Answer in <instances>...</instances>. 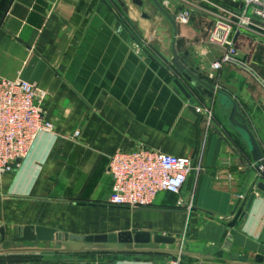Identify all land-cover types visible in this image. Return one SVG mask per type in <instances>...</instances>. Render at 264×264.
<instances>
[{"label": "crops", "instance_id": "0c3cea01", "mask_svg": "<svg viewBox=\"0 0 264 264\" xmlns=\"http://www.w3.org/2000/svg\"><path fill=\"white\" fill-rule=\"evenodd\" d=\"M121 1L128 12L116 0H0V75L44 93L41 108L54 125L11 173H0V231L7 240L26 226L78 236L144 231L175 243L128 246L130 253L112 260L7 253L0 264H174L179 253L180 264H227L215 254L252 193L251 209L235 225L232 252L264 256L258 164L228 125L230 110L217 96L203 98L178 73L174 50L190 70L234 98L263 153L264 92L233 66L209 79L222 50L208 44L207 17L176 24L156 5ZM164 7L169 14L186 8L170 1ZM140 146L189 157L195 171L180 195L161 193L151 207L110 206V158ZM117 220L123 229H116ZM1 238L0 232V248Z\"/></svg>", "mask_w": 264, "mask_h": 264}, {"label": "built area", "instance_id": "2783aa9c", "mask_svg": "<svg viewBox=\"0 0 264 264\" xmlns=\"http://www.w3.org/2000/svg\"><path fill=\"white\" fill-rule=\"evenodd\" d=\"M237 7L218 8L208 44L222 50L211 65L209 79L225 66L249 74L264 87V80L239 56L235 36L240 29H259L264 33V0H222ZM176 24H189L191 11L181 8L171 14ZM45 95L35 85L0 75V173H11L30 153L42 133H52L54 125L41 108ZM211 119V111L208 112ZM258 168L263 171L262 166ZM109 171L114 184L109 197L113 207L143 209L154 205L159 194L180 195L195 171L194 160L173 156L140 146L131 152H118L110 158ZM179 256L174 264L181 263Z\"/></svg>", "mask_w": 264, "mask_h": 264}, {"label": "water", "instance_id": "95a60500", "mask_svg": "<svg viewBox=\"0 0 264 264\" xmlns=\"http://www.w3.org/2000/svg\"><path fill=\"white\" fill-rule=\"evenodd\" d=\"M116 1L124 8L125 12L129 11L121 0ZM152 1L161 12H163L171 21L175 23L172 15L169 14L160 5L158 0ZM172 63L178 73L181 74L185 79H187L192 84L195 91H197L203 98L212 100L217 96L221 100L222 105L226 107V110H230L228 125L242 137L249 149L253 160L258 164V166H262L264 171L263 150L257 140L255 133L251 130L246 119L239 111V106L234 98L229 94L223 92L222 90L216 88L205 79L200 78L195 72L190 70L181 61L176 50H174ZM174 78L175 84L186 97V99L190 103L195 104V100L192 97L191 92H189V90L182 84V82L178 78ZM257 189L264 193V182H259L257 185ZM255 196L256 194L252 193L245 207V212L243 211V209H240L236 213L233 221L228 225L229 235L225 239L220 251L215 254V258L223 260L227 264H235L236 262L242 264H264V256L257 255L254 259H251L232 252L234 244L235 225L241 219V217L251 209ZM0 232L2 237V249L6 252L12 251L16 244L34 242H57L60 245L67 244L77 249H84L83 251H90L91 249H93V247L120 248V250H127L128 246L140 247L150 245L151 243H154L156 245H170L175 243V239L173 238L161 235L152 236L151 233L144 231H122L112 234L78 236L61 233L55 229L44 226H26L22 231L17 232L11 240L6 239L4 229H1ZM225 255L228 256L227 259H225Z\"/></svg>", "mask_w": 264, "mask_h": 264}, {"label": "rangeland", "instance_id": "374dc122", "mask_svg": "<svg viewBox=\"0 0 264 264\" xmlns=\"http://www.w3.org/2000/svg\"><path fill=\"white\" fill-rule=\"evenodd\" d=\"M139 1V0H138ZM145 5H151L155 10L157 9L155 4L151 0H141L140 3L143 2ZM160 5L164 7L165 2L171 5L176 4L179 7H186L191 11V19L195 14H199L200 16L207 17L209 19V23L211 24V29L214 25V22L217 16L221 13L218 8L226 7L231 9H236L233 5L230 6L228 3L221 2L220 0H158ZM117 8H119L116 3ZM120 9V8H119ZM240 36L237 42V49L239 51V56L244 59L252 69H254L264 80V33L259 29L251 28V29H240L237 33ZM236 68V67H235ZM241 70V69H240ZM251 82L257 88H259L262 92H264V87L254 80L248 74ZM212 118L214 117V113L211 110ZM263 117V115H261ZM262 135L264 137V120L262 125ZM261 138V144H264V140ZM260 144V143H259ZM260 176L259 181L264 182V174L258 168ZM191 190V189H190ZM256 190H258L256 188ZM189 211H191V201L188 205ZM123 224L117 220V230L123 229ZM82 250V251H81ZM84 249H77L73 246H69L67 244L60 245L57 242H34V243H25V244H16L12 251L6 252L5 250L0 248V260L5 259L4 256L7 253L10 255L18 254L21 252H30L32 254V258L34 259H44L48 257H56V258H86L87 256H97L99 258L104 259H115L117 256H124L130 253V250H120V248H102V247H93L90 251H83ZM22 255V254H21ZM180 256V253H179ZM9 258H15V256H8ZM26 257V256H25Z\"/></svg>", "mask_w": 264, "mask_h": 264}]
</instances>
